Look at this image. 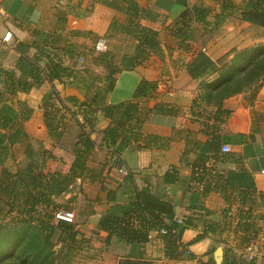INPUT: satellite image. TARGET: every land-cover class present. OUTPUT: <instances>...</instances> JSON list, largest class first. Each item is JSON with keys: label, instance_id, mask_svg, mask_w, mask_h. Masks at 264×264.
Segmentation results:
<instances>
[{"label": "crops", "instance_id": "obj_1", "mask_svg": "<svg viewBox=\"0 0 264 264\" xmlns=\"http://www.w3.org/2000/svg\"><path fill=\"white\" fill-rule=\"evenodd\" d=\"M34 1L0 0V14L4 18H20L23 21L20 24L24 25L16 26L12 21H6L2 34L11 30L14 40L6 47L11 48L14 54L7 67L15 69L18 41L39 40L40 35L35 31L42 30L41 36L45 38L56 29V12L60 6L69 9L67 29L96 34L103 41H108L104 49L121 52L119 58L135 53L137 46L125 33L118 34L121 40L114 43L106 37L112 20L124 16V13L93 0ZM137 1L143 21L154 30L161 31L162 51L161 54L152 52L143 63L120 72L107 104L134 100V92L141 80L157 82L158 87L153 97L136 100L147 120L143 123L137 120L128 122L127 128L135 127L133 134L120 127L116 146L126 135L129 139L122 151L115 153L114 146L108 147L105 130L113 122L111 109H102L95 128L89 131L96 146L88 161V170L84 177L74 181L68 193L70 202H79V206L73 208L77 215L75 228L86 239L80 263L264 264L263 261L252 262L243 257V239L250 232L239 228L240 222L251 220L249 215L255 222L258 215L264 216V206L259 199L253 203L241 193L253 187L257 192H264V82L258 91L249 89L226 98L223 108L229 110L230 115L220 122L214 118V107L205 109L203 106L201 114L198 105H194L200 81L192 78L186 65L200 47L212 60L225 63L231 59L232 49L264 43V27L242 20L240 13L235 12L238 17L231 15L225 21L228 25L224 26V33L227 35L221 34L220 29V36L215 38L214 34L209 43L198 44L197 37L188 49H184L172 32L174 24L169 25L175 21L171 20L172 16L186 8L194 12L204 8L219 11V1ZM243 1L235 2L241 4ZM159 15L165 18L162 27L154 25V17ZM227 54H230L228 59ZM0 87L3 89L1 84ZM53 87L62 98H85L75 86L58 80L53 83L45 81L29 93L19 91L14 100L3 102L0 107L17 118V102L26 101L34 109L32 117L24 123L26 130L36 136L34 130L40 127V145L58 157V160L47 162V171L66 173L75 160L73 147L78 129L75 126L64 128V136L59 142L49 136L42 102ZM35 92L40 94V107L31 99ZM225 144L231 147L228 153L222 151ZM137 196L147 207L159 212L165 223H179L177 230L172 231H177V239L168 232L153 229L147 242L131 244L120 236H110L108 231L99 229L103 216L128 214ZM261 223L264 231L263 219ZM199 236L201 239L196 240ZM219 246L223 248L221 263L215 256Z\"/></svg>", "mask_w": 264, "mask_h": 264}, {"label": "trees", "instance_id": "obj_2", "mask_svg": "<svg viewBox=\"0 0 264 264\" xmlns=\"http://www.w3.org/2000/svg\"><path fill=\"white\" fill-rule=\"evenodd\" d=\"M93 1L126 14L127 20L124 24L115 18L112 20L107 32L108 36L125 33L139 40L135 53L122 57L121 66L109 60L108 52L100 54L102 60L99 62L109 69L107 84L105 86L96 84L91 74L85 75L81 70L73 69L61 62L53 63L49 74H46V68L41 66L42 53L47 52L45 56L50 57L52 51L49 52V49H63L59 43L63 41L62 33L68 30L66 23L69 9L60 6L56 12L58 22L56 29L47 34L45 38H41V31H35L36 35H40L39 40L18 41L15 47L18 53L15 69L0 66V83L3 88L0 89V102L12 101L19 91L29 93L45 81L53 83L58 80L65 83V78H68V84L84 93V100L76 96L62 98L55 87L51 95L57 98L60 105L67 110L70 106L66 103V99L74 103L76 107H82L84 119L92 128L96 125L98 113L102 109H111L112 119L116 124H112L105 130V133L108 147L114 146V152L118 153L129 141L126 135L116 146L120 135L119 126H123L125 130L128 129L126 131L133 134L135 127L128 126L127 128L126 124L132 120L140 123L147 120L136 100L153 97L158 83L141 80L134 92V100L108 105V96L120 72L133 69L143 63L152 52L161 54L162 48L158 31L146 28L139 22L141 7L137 0ZM218 1L219 11L214 12L212 8H204L194 12L191 8H186L180 12L174 21L172 32L181 48L188 49L190 42L196 40L197 24L216 30L235 12L240 13L242 20L264 27V0H244L241 4H237L234 0ZM68 31L74 36L91 33L83 30ZM32 49H35L33 54H31ZM187 70L193 79L200 81V89L204 86L203 91L194 99V105L204 103L205 109L207 106L214 107L216 109L215 120L224 122L225 116L230 115V111L223 108L226 98L252 88L258 91L262 86L264 82V43L242 49L229 62L222 64L212 60L205 51L199 50L187 63ZM212 75L213 78H211ZM254 84L255 87H253ZM17 103L19 115L17 118H13L0 107V165L4 166L0 180V212L4 213L5 207H9L7 212L15 211L18 214L15 217L14 226H4L0 221V255H5L8 249L15 247L21 251L20 257L23 258L24 264H65L64 262L57 263L54 256L55 228L66 235L62 251L75 253L83 247L86 239L75 228L74 223L60 220L56 225L54 224L57 205L53 197L68 192L77 178L84 177L88 170V160L96 144L90 132L82 124L81 133L74 144L75 160L69 171L66 173L47 171V162L58 160V157L42 145L38 150L33 147L31 136L24 123L32 117L34 109L26 101L19 100ZM45 110L44 122L48 134L59 142L64 136L65 122L63 121L66 119L59 118L57 113H52L48 107H45ZM17 149L22 150L27 161L24 165L18 166L16 170H11L5 165L11 157H14ZM241 193L242 197H249L253 203L259 199L260 204L264 206V192H257L253 187L252 190L248 188L242 190ZM248 217L251 220L239 223L240 229L250 232L243 239L245 244L260 232L254 218L250 215ZM178 227L179 223L175 221L171 224L165 223L161 214L147 207L138 196L132 202V209L128 214L122 217L105 215L99 223V229L108 231L110 236H120L131 244L147 242L150 232L161 228H165L168 234L177 239V231L175 233L172 231L177 230ZM211 229L216 230V227L211 226ZM199 239L201 236L196 240Z\"/></svg>", "mask_w": 264, "mask_h": 264}, {"label": "rangeland", "instance_id": "obj_3", "mask_svg": "<svg viewBox=\"0 0 264 264\" xmlns=\"http://www.w3.org/2000/svg\"><path fill=\"white\" fill-rule=\"evenodd\" d=\"M64 1L66 2V0H64ZM61 5H64V4L61 3ZM178 15L179 14L173 15L171 20H175L178 17ZM238 15H239L238 13H235V14H233V17H238ZM5 16H7V15H5ZM169 17H170V15H169ZM115 19L118 22L124 24L127 20V17L125 14L124 16L121 15V17H118V18L116 17ZM9 20L12 21L16 26L21 25V27H24L23 24H20V22H23L20 20V18H17V17H11L10 18L9 16H7V18L6 17L4 18V16L2 14H0V35L5 31L6 24H7L6 21L9 22ZM164 20H165L164 15L163 16L159 15L156 18L154 17V25L162 27L164 25ZM139 22L141 23L142 26H144L146 28H151V29L154 28V27H149V25H147L143 21L142 16H140ZM225 23L220 28H218L216 30L211 29L209 27H205L202 24H199V25L197 24V37H198L197 43L200 44L201 42L202 43L204 42L206 44V43L210 42L211 38L214 37V34L216 35L215 38H218L220 36V33L225 34L224 32L226 31V28H224V26L228 25L227 23L226 24ZM171 24H174V21L172 23H170L169 25H171ZM220 29H222V31L219 33ZM68 30H66L62 33L63 34V41H61V43H59V46H63V49H59V50H53V49L50 50L49 49L48 50L49 52L52 51L50 57L45 56L48 54L47 52L41 54L42 60H40V64H41V66L46 68V70H47L46 74H49V72L52 71L51 69L53 67V63L61 62L64 65H66V66L68 65L73 69L81 70L85 75L91 74V76L94 78L93 80L96 84H100L102 86H105L107 84V77L109 75V69H107L105 66H103L99 62L100 60H102L100 54L102 52H108L109 53V57H108L109 60L116 63L118 66H120L121 63L119 64L118 62H120L122 60V58H119V56L121 55V52H116L115 49H113L112 51L111 50L108 51L109 49H104L105 44L108 45V41H103L102 39H100L99 36H97L94 33L80 35V36H74V35L70 34ZM40 31L43 32L42 30H40ZM252 32H253V30H252ZM158 33L160 36L161 31ZM118 34H120V33H115V34H112L111 36H108L106 33V37L111 38L112 43H114L117 40H121V39H118ZM225 35H227V34H225ZM126 36H129L131 38V41L133 40V44H135L136 46L139 44V40L137 38H135L129 34H126ZM164 37H165V35H164ZM41 38H42V36H41ZM190 44H192V42H190ZM224 45L226 46V44H224ZM257 45H259V44H257ZM198 46H200V45H198ZM189 47H190V45H189ZM251 47H253V46H251ZM200 49H201V47H200ZM1 50L2 51L0 54V66H2L3 68L11 69V68L7 67L8 64L11 63L12 57H14V54L11 51V48L7 49L4 47ZM240 50H242V49H237V48L232 49L231 54H233V55H232L231 59ZM191 51H192V49H191ZM33 53H34V51L32 50L31 54H33ZM193 56H194V54L192 55V58H193ZM226 56H227L226 59H228L230 54H227ZM116 58H117V60H116ZM226 59H224L223 61L225 62ZM229 61H226V62H229ZM4 64H5V66H4ZM211 78H213V75L211 76ZM65 79H66L65 83L68 84L69 79L68 78H65ZM253 87H255V84L253 85ZM203 88H204V86L201 87V89H200V85L198 86L197 95L203 91ZM0 89H1V87H0ZM251 90L253 91L254 88H252ZM51 94H52V91L49 92V94L46 96V98H44V100L42 102V107H44V113L46 111L45 107H48V109L52 113H57L59 118H62L63 120H64V118L66 119V121H63V122H65V124H64L65 128H67V127L72 128V126H75V128L77 127L78 136H77L75 142L78 140L79 134L81 133L82 129L80 126L82 124L86 127L88 132L91 129L93 131V129L95 127H93V128L90 127L89 122H87L84 119V116H83V110L84 109L82 107H76L74 105V103H72L66 99V101H67L66 103L70 106V108H68V110H67L64 106L60 105L58 99L55 98ZM83 95H84V93H83ZM116 97H117V95L115 96V98ZM64 98H66V97H64ZM31 99H32L34 104H36L37 106L40 107V94L38 92L33 93L31 96ZM202 104L203 105H198V110L201 114H203L201 112L202 107L205 105L204 103H202ZM0 105H1V102H0ZM38 110L40 112V108H38ZM112 124L115 125L116 122L114 121ZM120 127H122V126H119V129H122ZM34 131L33 132L36 133V136L35 135L32 136L29 133V135L31 136L30 140H31L33 147L36 150H38V149H40V127L37 126V128ZM90 135H91V133H90ZM75 142H74V144H75ZM73 151H74V147H73ZM89 160H90V158H89ZM26 161H27V158L23 154L22 150L17 149V151L15 150V152H14V157H11L6 162L5 167L10 168L11 170H16L18 166L24 165L26 163ZM3 168H4V166L0 165V180H1ZM69 191L53 197L55 200V204L57 205V210L55 212H57L59 210L73 211V208L79 206V202H75V203L70 202V197L68 195ZM8 208L9 207H5L4 213L0 212V221H1V223L4 224V226H14L15 225V217L18 216V214L15 211L14 212H11V211L7 212V210H9ZM76 217H77V215L75 213V218H74V222H73L74 224L76 222ZM257 218H259V219L255 223H256L257 227L259 226L258 228L261 231L263 229L261 222H262V219L264 220V216L258 215ZM53 222L56 225L58 221L53 220ZM65 238H66V235L61 233V231L58 228H55V231L53 234V241H54V256L56 258V262L57 263L58 262H64L65 264H82V263H80V262H82V260L80 259V257H81L80 253L83 251L82 250L83 247L81 249H79L77 252L72 253V254L68 253L67 250L62 251L61 249H62V245L65 242ZM20 254H21V251H19L18 248L12 247V248L7 250L5 255H0V264H24L23 258L20 257Z\"/></svg>", "mask_w": 264, "mask_h": 264}, {"label": "built area", "instance_id": "obj_4", "mask_svg": "<svg viewBox=\"0 0 264 264\" xmlns=\"http://www.w3.org/2000/svg\"><path fill=\"white\" fill-rule=\"evenodd\" d=\"M13 41V32L7 30L4 34L0 35V52L2 48H6ZM222 151L228 153L231 151V147L225 144ZM75 218V213L73 211L59 210L55 212L56 221H67L73 223ZM161 233H167L165 228L160 229ZM242 255L249 261L264 262V231L261 230L250 242L246 243L242 249Z\"/></svg>", "mask_w": 264, "mask_h": 264}, {"label": "water", "instance_id": "obj_5", "mask_svg": "<svg viewBox=\"0 0 264 264\" xmlns=\"http://www.w3.org/2000/svg\"><path fill=\"white\" fill-rule=\"evenodd\" d=\"M216 260L218 263H221L223 257V248L219 246L215 252Z\"/></svg>", "mask_w": 264, "mask_h": 264}]
</instances>
